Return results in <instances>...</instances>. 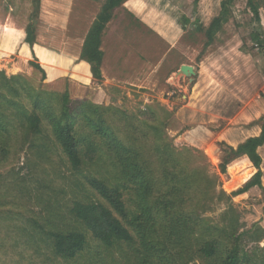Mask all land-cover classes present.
Instances as JSON below:
<instances>
[{
	"label": "rangeland",
	"instance_id": "obj_1",
	"mask_svg": "<svg viewBox=\"0 0 264 264\" xmlns=\"http://www.w3.org/2000/svg\"><path fill=\"white\" fill-rule=\"evenodd\" d=\"M104 1L41 0L36 42L30 47L25 37L34 22L32 0H0V71L7 78H25L37 90L68 91L72 100L100 107L135 115L148 106L163 119L164 109L173 113L169 141L183 154L187 171L202 168L209 179L201 180L183 204L198 211V239L214 235L227 245L233 232L251 225L264 229V190L233 196L256 173L249 160L238 158L221 173L223 144L236 148L259 135L263 125L264 0H253L260 22L248 0H236L234 19L209 47L195 24L207 28L224 0H200L197 6L194 0H128L102 35L103 79L96 80L81 51ZM182 66L193 67L194 75H183ZM19 78L14 81L18 97L0 88V123L10 135L0 132V264H134L126 248L118 246L101 250L102 258L95 260V241L70 214L76 201H100L88 178L116 184L119 177L106 159L72 170L46 123L42 135L28 134L15 118L28 111L31 100ZM4 101L12 103L1 105ZM52 101L57 109L59 99ZM258 152L264 187V145ZM126 200L132 204V195ZM42 230L83 232L90 248L74 261L55 258ZM245 244L254 247L251 241Z\"/></svg>",
	"mask_w": 264,
	"mask_h": 264
},
{
	"label": "trees",
	"instance_id": "obj_2",
	"mask_svg": "<svg viewBox=\"0 0 264 264\" xmlns=\"http://www.w3.org/2000/svg\"><path fill=\"white\" fill-rule=\"evenodd\" d=\"M127 1L105 0L85 37L81 59L90 65L96 80L103 79L102 35L115 12ZM199 1L194 0V4L197 6ZM32 2L34 22L27 27L25 37L30 47L36 42L41 0ZM235 2L224 0L219 15L207 28L198 22L195 24V30L206 38L205 47L211 46L224 25L234 19ZM247 7L255 21L260 22V11L253 0H248ZM254 39L257 41L258 37ZM31 66L45 78L39 64L33 62ZM1 76L4 86L0 88L16 97L19 96L16 78L20 77L27 85L31 99L29 109L17 113L15 118L28 134L42 135L46 123L72 170L78 171L85 163L106 159L108 168L119 177L116 184L88 178L89 186L100 201H76L70 209V214L95 241V260L102 258L101 250L118 246L126 248L125 256L134 264H191L197 259L203 264H264V246L260 245L264 229L260 225L233 232L227 245L214 235L202 241L196 236L201 218L197 210H187L183 204L200 188L201 180L209 179L202 168L187 171L181 162L183 154L169 141L167 130L173 113L164 109L166 117L163 119L155 109L145 106V111L133 115L113 106L94 105L89 100H72L68 91L59 94L37 90L21 76L7 78L0 71ZM52 98L59 99L57 109ZM7 103L12 102L4 101L1 105ZM122 124L125 128L120 126ZM0 132L10 137L2 123ZM263 145L264 119L258 136L248 138L236 148L223 144L222 174L238 158H247L256 170L252 179L233 196L243 195L253 188L264 190L262 158L258 152ZM130 194L132 204L126 200V195ZM42 232L53 256L66 262L81 258L90 248L83 232ZM246 241H251L254 247L247 248Z\"/></svg>",
	"mask_w": 264,
	"mask_h": 264
},
{
	"label": "water",
	"instance_id": "obj_3",
	"mask_svg": "<svg viewBox=\"0 0 264 264\" xmlns=\"http://www.w3.org/2000/svg\"><path fill=\"white\" fill-rule=\"evenodd\" d=\"M180 72L186 76L194 75V70L191 66H182Z\"/></svg>",
	"mask_w": 264,
	"mask_h": 264
},
{
	"label": "crops",
	"instance_id": "obj_4",
	"mask_svg": "<svg viewBox=\"0 0 264 264\" xmlns=\"http://www.w3.org/2000/svg\"><path fill=\"white\" fill-rule=\"evenodd\" d=\"M179 114H180V112H179ZM179 114H178V115H179ZM257 136H258V135H257ZM254 137H255V136H254Z\"/></svg>",
	"mask_w": 264,
	"mask_h": 264
},
{
	"label": "bare ground",
	"instance_id": "obj_5",
	"mask_svg": "<svg viewBox=\"0 0 264 264\" xmlns=\"http://www.w3.org/2000/svg\"><path fill=\"white\" fill-rule=\"evenodd\" d=\"M192 133V132H191Z\"/></svg>",
	"mask_w": 264,
	"mask_h": 264
}]
</instances>
